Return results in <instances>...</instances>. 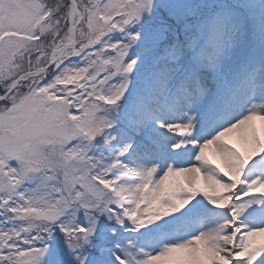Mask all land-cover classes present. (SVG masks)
<instances>
[{"label":"snow or ice","instance_id":"1","mask_svg":"<svg viewBox=\"0 0 264 264\" xmlns=\"http://www.w3.org/2000/svg\"><path fill=\"white\" fill-rule=\"evenodd\" d=\"M0 264H264V0H0Z\"/></svg>","mask_w":264,"mask_h":264}]
</instances>
